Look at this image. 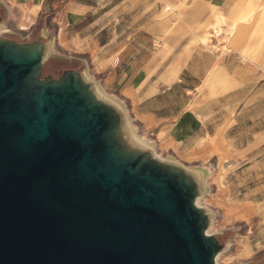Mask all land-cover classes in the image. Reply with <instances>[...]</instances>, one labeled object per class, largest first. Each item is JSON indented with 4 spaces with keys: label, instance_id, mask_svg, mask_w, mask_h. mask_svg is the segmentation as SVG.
<instances>
[{
    "label": "crops",
    "instance_id": "obj_1",
    "mask_svg": "<svg viewBox=\"0 0 264 264\" xmlns=\"http://www.w3.org/2000/svg\"><path fill=\"white\" fill-rule=\"evenodd\" d=\"M182 1L0 0V46L36 60L34 83L77 84L112 124L127 117L165 161L145 165L182 171L190 185L213 158L204 172L236 157L230 190L264 189V68L207 47L208 9Z\"/></svg>",
    "mask_w": 264,
    "mask_h": 264
},
{
    "label": "water",
    "instance_id": "obj_2",
    "mask_svg": "<svg viewBox=\"0 0 264 264\" xmlns=\"http://www.w3.org/2000/svg\"><path fill=\"white\" fill-rule=\"evenodd\" d=\"M35 63L0 46V264H212L185 183L118 157L77 84L29 88Z\"/></svg>",
    "mask_w": 264,
    "mask_h": 264
},
{
    "label": "rangeland",
    "instance_id": "obj_3",
    "mask_svg": "<svg viewBox=\"0 0 264 264\" xmlns=\"http://www.w3.org/2000/svg\"><path fill=\"white\" fill-rule=\"evenodd\" d=\"M189 1L191 0H183L180 5L196 3V0ZM197 1L206 6L209 11L207 17L209 22L205 27L204 34L201 35H210L205 41L206 46L213 51L236 52L241 55L242 60L258 63L264 68V41L261 43L255 42L254 40L257 41V38L252 41L248 40L249 33L257 28L262 9L258 8L249 22L239 23L233 31L231 29V16L237 14L235 4L238 0ZM243 1L248 2L250 0ZM172 4V7L176 8L175 4ZM164 15L171 19L183 14L176 15L169 12ZM216 19H219L218 22L222 28V32L218 36L215 35V27L212 24L213 20ZM246 46L260 47L254 53H249ZM40 85L42 83H39L38 86ZM109 127H112V123ZM138 154L140 153L130 152L131 156H137ZM231 158L235 159L236 157L221 156L219 158L218 172H204L205 169L209 170L210 166L216 164V160L213 158L205 169L203 167L201 173L193 175L194 179L191 180L190 185L189 183L185 185L192 201L194 197L197 196L198 198L199 206H195V208L197 209L199 223L202 230H209L205 237L211 244L213 254L218 253L217 264H264V199L263 202L261 198L259 202H256L255 198L261 192L264 193V189L256 188V182L252 181L250 183L252 187L241 190L240 193V190L236 188L230 190L226 182V176L227 165L231 163V160H229ZM144 159L145 157L140 159L142 164H144ZM226 159H228L227 162H225ZM146 163H149V161ZM217 175L219 176L217 177ZM236 176L237 183L242 182L240 180L241 175L236 173ZM253 178H255V174H253ZM247 245L251 249L248 253L245 252ZM259 248L262 249L256 252ZM246 256L248 257L245 258Z\"/></svg>",
    "mask_w": 264,
    "mask_h": 264
},
{
    "label": "bare ground",
    "instance_id": "obj_4",
    "mask_svg": "<svg viewBox=\"0 0 264 264\" xmlns=\"http://www.w3.org/2000/svg\"><path fill=\"white\" fill-rule=\"evenodd\" d=\"M170 5L171 3L167 2L166 4L167 8H169ZM258 8L262 9V13H261L262 15L258 19L257 28L253 32L249 33L248 40L252 41L254 38H257V41L256 40L254 41L261 43L264 41V0H250L248 2H244L243 0H238L235 4V9L237 10V14H233L231 16V19H232L231 29L234 31V29L237 27L239 23L249 22L252 15ZM218 21L219 19H216V20H213L212 22V24L215 27L216 36L220 35L222 32V28L219 25ZM209 36H210L209 34H206L205 36H201L200 40L205 42L209 38ZM259 47L260 46H246L248 50L247 52L249 53H254L256 49ZM46 55L47 53L43 54V59L46 57ZM28 85H29V88H34L36 86V84L33 82H29ZM107 134L113 140L115 144V147H114L115 153L119 151V153H121L123 156H126V158L125 157L123 158L122 155L117 153L118 157L123 158L124 160H129L128 156H130V152L133 151V152H139L143 154V157L145 158L149 157L151 160L156 161L158 164H165L163 157H161L160 155L157 154V152L151 149V143L145 141L135 132L133 125L128 121L127 117H123L122 119H119L117 122H114V124H112V127H110V129L107 131ZM200 155L201 154H199V156ZM157 163L155 164L159 166ZM177 176L185 184L188 183V177L184 175L182 171H179L177 173ZM218 176L219 175H217V177ZM193 203L196 207L199 206V201H198L197 196L193 198ZM202 233L203 235H207L209 233V230L204 229L202 230ZM250 251H251L250 246L247 245L245 247V252L248 253ZM217 256H218L217 252L212 255V264H217Z\"/></svg>",
    "mask_w": 264,
    "mask_h": 264
}]
</instances>
